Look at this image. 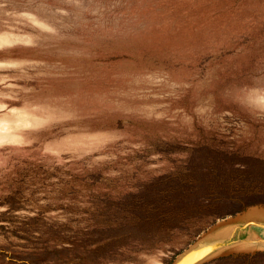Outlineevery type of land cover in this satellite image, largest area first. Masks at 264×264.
<instances>
[{
  "label": "rangeland",
  "instance_id": "obj_1",
  "mask_svg": "<svg viewBox=\"0 0 264 264\" xmlns=\"http://www.w3.org/2000/svg\"><path fill=\"white\" fill-rule=\"evenodd\" d=\"M250 207L264 0H0V264H264L185 258Z\"/></svg>",
  "mask_w": 264,
  "mask_h": 264
},
{
  "label": "crops",
  "instance_id": "obj_2",
  "mask_svg": "<svg viewBox=\"0 0 264 264\" xmlns=\"http://www.w3.org/2000/svg\"><path fill=\"white\" fill-rule=\"evenodd\" d=\"M257 222L264 223V214L261 209L256 207H250L234 216L232 215L226 218L221 225L216 226V228L203 236L202 239L198 240L185 258L190 261L195 260V256L197 257L199 255L198 248L204 245L206 241L224 240L222 237L223 235L225 239L232 240V235H234L235 232L238 235H243L238 244L243 243L250 246H262L264 243V234L257 229ZM193 251L198 252L192 253Z\"/></svg>",
  "mask_w": 264,
  "mask_h": 264
},
{
  "label": "bare ground",
  "instance_id": "obj_3",
  "mask_svg": "<svg viewBox=\"0 0 264 264\" xmlns=\"http://www.w3.org/2000/svg\"><path fill=\"white\" fill-rule=\"evenodd\" d=\"M254 209V208H253ZM262 213L264 214V211L262 210ZM262 215V214H261ZM257 224V226H258V230L261 232V233H263L264 234V223H256Z\"/></svg>",
  "mask_w": 264,
  "mask_h": 264
}]
</instances>
